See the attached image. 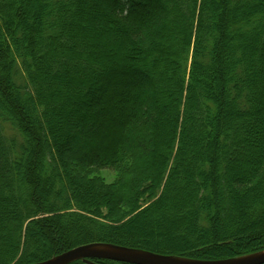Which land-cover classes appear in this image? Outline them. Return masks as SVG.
Segmentation results:
<instances>
[{"label": "trees", "instance_id": "trees-1", "mask_svg": "<svg viewBox=\"0 0 264 264\" xmlns=\"http://www.w3.org/2000/svg\"><path fill=\"white\" fill-rule=\"evenodd\" d=\"M38 1L0 0V93L10 104L0 98V264L94 243L193 260L263 250L258 2L46 0L37 34L27 14ZM141 7L148 18L139 17ZM230 37L241 47L232 59L248 56L253 75L223 62ZM208 65L217 70L213 84L200 78ZM135 75L146 88L128 85ZM242 83L250 89L234 102ZM101 171L115 175L112 187L100 182ZM223 200L237 213L226 214L228 231L217 219ZM130 214L116 226L100 221ZM62 220L70 227L58 234ZM33 227L54 249L26 260L38 248ZM76 234L86 237L70 242Z\"/></svg>", "mask_w": 264, "mask_h": 264}, {"label": "rangeland", "instance_id": "rangeland-1", "mask_svg": "<svg viewBox=\"0 0 264 264\" xmlns=\"http://www.w3.org/2000/svg\"><path fill=\"white\" fill-rule=\"evenodd\" d=\"M219 1H221V0H219ZM254 2H258V6H260L259 8L257 7H255L256 9H255V11H254V13H253V16L254 15H258V17H260V16H262L263 17V14L262 13H260L259 11L260 10H262V11H264V0H253ZM39 2V4H40V6L39 7H36L37 9L36 10H34V12H28V14H27V17H28V21H30V23H31V27L33 28V30L34 31H36V33L37 34H39L42 30H43V28H45L46 27V24H45V22H46V19H45V16H44V12H45V10H46V0H39L38 1ZM101 6L102 7H104V5H103V3L101 4ZM105 8V7H104ZM146 9H148L147 7L145 8V7H141V8H139L137 11H138V14H139V17L140 18H144V17H147V15L145 14V11H146ZM154 10V9H153ZM249 14H251V13H249ZM148 18V17H147ZM45 19V20H44ZM251 36H249V38H250ZM251 40V39H250ZM222 42H223V40H222ZM224 42H226L225 43V47H224V49H223V51L225 52V55L224 56H222V58H223V62H226L227 64H230L231 65V73L232 72H234V73H239V72H236V71H234V68H236L235 70H240V73H245L247 76H251V75H253L255 72H253L252 70H251V67H250V65H249V63L247 62L248 61V59H249V57L248 56H246V58H245V60L243 61V62H241V61H234L233 59H232V57L235 55V53H236V51L239 49V48H241L239 45H236L235 43V39H233V37H230V39H228L227 41L226 40H224ZM247 62V63H246ZM214 67H215V65H214ZM215 70H216V67H215ZM217 71V70H216ZM216 71H213L212 69H211V67L208 65V67L205 69V70H203L201 73H200V78H201V81L203 82V84H213L214 82H215V79H214V77H215V73H216ZM230 78H233V74H232V76L230 77ZM127 83H128V85H129V83H131V86L133 87V85L134 84H137V85H142L144 88H146L147 86H146V81L144 80V78H142L140 75H135V76H133V77H131V78H129V80L127 81ZM249 89H250V87L249 86H246L244 83H242L241 84V86L240 87H238V91L237 92H235L233 89H232V91H234V97H232V100L234 101V102H236V101H241V95L243 94V93H247L248 91H249ZM231 90V89H230ZM238 94V95H237ZM237 95V96H236ZM239 96V97H238ZM0 98H1V100H2V102H4L5 104H7V105H10L9 104V102H8V99H7V97L4 95V94H2V93H0ZM221 102V105L226 109V108H228V109H231L233 106H232V102H230V101H228L227 100V97H223L222 98V100L220 101ZM248 102L247 101H245V102H243V104H247ZM71 129V128H70ZM61 130L63 131V132H65V131H68V128L66 127V128H61ZM253 145H255V142H252L251 144H249L248 145V147H247V149L246 150H248V149H252L253 148ZM257 145V144H256ZM112 146V145H111ZM110 146V147H111ZM107 147V146H106ZM25 164H26V162H25ZM24 164V165H25ZM243 169H245L246 170V168H243ZM98 177H99V179H100V182L102 183V184H104V186L105 187H112L113 185H114V183H115V175L111 172V171H101L100 173H99V175H98ZM90 177H88V179H89ZM79 179H85L84 177H82V178H79ZM92 179V178H91ZM22 182V180L21 179H19L18 178V182H17V184H20ZM220 187H222V184H220ZM115 193H116V190H113ZM114 196L115 195H112V198H114ZM112 200V199H111ZM114 200H112L111 201V203H109L108 204V207L109 208H112V202H113ZM219 201H217V203H218ZM226 201H224L223 200V205H222V207L224 208L225 207V210L224 211H222V209H219V211H218V213H217V219H218V225L220 226V228H221V230H225V231H228L229 230V227L230 226H232V224H233V221H230V222H228L227 221V219L225 218L226 217V214L227 215H237V213L235 212V211H233L232 209H231V207L229 206V205H226V203H225ZM108 207H106V208H108ZM226 207H227V209H226ZM71 211H77L76 209H73L72 208V210ZM119 214V213H118ZM130 216H131V214L130 215H128L126 218H124L122 221H120V222H118V223H116V222H114V221H112V222H108V221H105V220H100V221H102V222H104V223H107L108 225H110V226H116V225H119V224H122L123 222H125L126 220H128L129 218H130ZM132 217V216H131ZM248 218V217H247ZM239 219H241V217H239ZM78 224H80V225H82V222H77ZM220 223V224H219ZM61 224H62V228L60 229V231L58 232V234L60 233H63V231H67L68 229H69V227H70V222L68 221V220H62L61 221ZM83 226V225H82ZM87 228H89V230H91V231H93L92 229L93 228H91V227H88L87 226ZM91 228V229H90ZM37 230H36V228L35 227H33L32 228V230H31V232H32V234L34 235V238L32 239V243L35 245V247H38L37 248V250L36 249H32L29 253L27 252V254L25 255L26 256V260H28V259H31V258H36V257H44V256H46V255H48L54 248H53V246L49 243V242H45V243H42V241L40 240V236H37V232H36ZM50 233V232H49ZM51 236H53V237H58L57 236V234L56 235H51ZM84 237H86V235L85 234H76L75 236H73V237H70L69 239V241L70 242H74V241H76V240H80V239H83ZM38 243H41L42 245H40V247L38 246ZM95 244V243H94ZM97 244V243H96ZM1 245V244H0ZM90 245V244H89ZM84 246V245H83ZM78 247H80V246H78ZM262 251H264V249L263 250H260V251H257V252H254V253H252V254H247V255H243V256H239V257H246V256H252V255H255V254H257V253H260V252H262ZM31 253V254H30ZM22 257V256H21ZM174 257V256H173ZM175 257H177V258H185V259H189V258H187L186 256H178V255H175ZM239 257H235V258H239ZM18 258H20V255L19 256H17L14 260H13V262H12V264H14V263H16L17 262V260H18ZM52 258V257H51ZM46 260H48V259H44V260H41V261H38V262H35V263H39V262H43V261H46ZM76 261H78V260H76ZM80 261H82L83 263L82 264H106V263H98V261H94V260H87V259H84V260H80ZM75 262V261H74ZM35 263H31V264H35ZM71 263H73V262H71ZM71 263H69V264H71Z\"/></svg>", "mask_w": 264, "mask_h": 264}, {"label": "water", "instance_id": "water-1", "mask_svg": "<svg viewBox=\"0 0 264 264\" xmlns=\"http://www.w3.org/2000/svg\"><path fill=\"white\" fill-rule=\"evenodd\" d=\"M101 259L128 264H264V251L252 256L223 260H193L138 251L126 247L90 244L76 247L35 264H69L76 260Z\"/></svg>", "mask_w": 264, "mask_h": 264}, {"label": "bare ground", "instance_id": "bare-ground-1", "mask_svg": "<svg viewBox=\"0 0 264 264\" xmlns=\"http://www.w3.org/2000/svg\"><path fill=\"white\" fill-rule=\"evenodd\" d=\"M36 258H39V257H36Z\"/></svg>", "mask_w": 264, "mask_h": 264}]
</instances>
